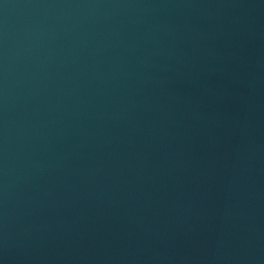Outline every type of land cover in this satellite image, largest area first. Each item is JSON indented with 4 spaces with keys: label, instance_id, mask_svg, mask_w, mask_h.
<instances>
[{
    "label": "water",
    "instance_id": "1",
    "mask_svg": "<svg viewBox=\"0 0 264 264\" xmlns=\"http://www.w3.org/2000/svg\"><path fill=\"white\" fill-rule=\"evenodd\" d=\"M0 264H264V0H0Z\"/></svg>",
    "mask_w": 264,
    "mask_h": 264
}]
</instances>
